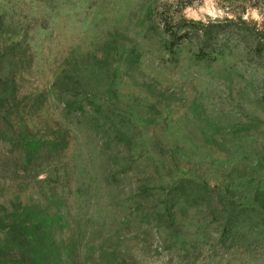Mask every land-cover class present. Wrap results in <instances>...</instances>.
Listing matches in <instances>:
<instances>
[{
    "label": "rangeland",
    "instance_id": "1",
    "mask_svg": "<svg viewBox=\"0 0 264 264\" xmlns=\"http://www.w3.org/2000/svg\"><path fill=\"white\" fill-rule=\"evenodd\" d=\"M0 264H264V0H0Z\"/></svg>",
    "mask_w": 264,
    "mask_h": 264
}]
</instances>
